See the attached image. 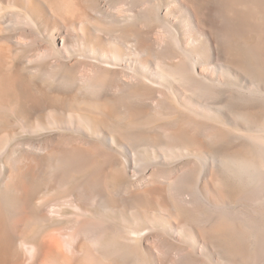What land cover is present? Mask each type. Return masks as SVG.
<instances>
[{
    "label": "bare ground",
    "instance_id": "6f19581e",
    "mask_svg": "<svg viewBox=\"0 0 264 264\" xmlns=\"http://www.w3.org/2000/svg\"><path fill=\"white\" fill-rule=\"evenodd\" d=\"M0 264H264V0H0Z\"/></svg>",
    "mask_w": 264,
    "mask_h": 264
}]
</instances>
